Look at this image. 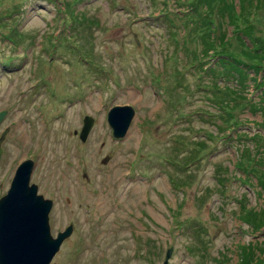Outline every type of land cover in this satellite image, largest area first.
<instances>
[{"label": "rangeland", "instance_id": "374dc122", "mask_svg": "<svg viewBox=\"0 0 264 264\" xmlns=\"http://www.w3.org/2000/svg\"><path fill=\"white\" fill-rule=\"evenodd\" d=\"M263 44L264 0H0V196L34 160L48 264H264Z\"/></svg>", "mask_w": 264, "mask_h": 264}, {"label": "water", "instance_id": "95a60500", "mask_svg": "<svg viewBox=\"0 0 264 264\" xmlns=\"http://www.w3.org/2000/svg\"><path fill=\"white\" fill-rule=\"evenodd\" d=\"M5 110H0V122ZM134 110L129 104L112 105L106 119L115 138L123 137L129 127ZM93 122L85 115L79 131L84 140ZM5 131L0 134L1 143ZM35 165L31 158L21 161L14 170L7 191L0 196V264H48L62 240L72 231V224L52 235L48 213L52 200L38 193L37 185L30 181ZM171 248H167L161 264H167Z\"/></svg>", "mask_w": 264, "mask_h": 264}, {"label": "trees", "instance_id": "16d2710c", "mask_svg": "<svg viewBox=\"0 0 264 264\" xmlns=\"http://www.w3.org/2000/svg\"><path fill=\"white\" fill-rule=\"evenodd\" d=\"M262 47H264V44L262 45ZM256 67H257L256 68V73H258L259 72L258 66H256ZM261 70L264 71V66H262Z\"/></svg>", "mask_w": 264, "mask_h": 264}, {"label": "bare ground", "instance_id": "6f19581e", "mask_svg": "<svg viewBox=\"0 0 264 264\" xmlns=\"http://www.w3.org/2000/svg\"><path fill=\"white\" fill-rule=\"evenodd\" d=\"M243 32V31H242ZM129 135V134H128ZM241 246V245H240ZM262 260V259H261ZM264 262V261H263ZM260 264V263H259ZM262 264V263H261Z\"/></svg>", "mask_w": 264, "mask_h": 264}, {"label": "flooded vegetation", "instance_id": "af4514ba", "mask_svg": "<svg viewBox=\"0 0 264 264\" xmlns=\"http://www.w3.org/2000/svg\"><path fill=\"white\" fill-rule=\"evenodd\" d=\"M4 139V138H3Z\"/></svg>", "mask_w": 264, "mask_h": 264}]
</instances>
